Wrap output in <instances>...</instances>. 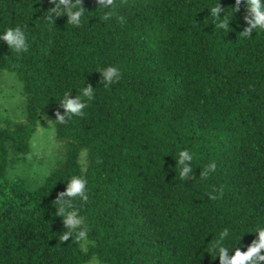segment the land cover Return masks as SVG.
<instances>
[{"label": "trees", "instance_id": "trees-1", "mask_svg": "<svg viewBox=\"0 0 264 264\" xmlns=\"http://www.w3.org/2000/svg\"><path fill=\"white\" fill-rule=\"evenodd\" d=\"M115 2L107 23L97 0H82L81 27L65 15L49 32L50 0H0V29L24 26L31 44L18 57L0 41V68L22 82L28 114L26 124L0 128V264H220L207 251L222 228L235 232L229 247L241 238L246 250L264 225V33L240 34L243 4L228 31L209 23L206 7L231 11L235 0ZM97 64L117 65L122 78L105 89ZM85 83L96 88L85 115L57 124L60 95ZM41 118L53 121L65 160L33 190L7 172L11 153H30ZM184 147L195 153L196 178L186 182L175 169ZM211 161L216 172L201 180ZM81 172L89 200L76 205L94 242L87 254L59 240L65 229L54 213L67 179Z\"/></svg>", "mask_w": 264, "mask_h": 264}, {"label": "clouds", "instance_id": "clouds-1", "mask_svg": "<svg viewBox=\"0 0 264 264\" xmlns=\"http://www.w3.org/2000/svg\"><path fill=\"white\" fill-rule=\"evenodd\" d=\"M53 7H50L43 20L48 23V31H52V25L55 18L67 16V24L72 27L79 28L85 22L86 8L82 4V0H50ZM100 12L99 20L107 23L117 16V8L119 7L115 0H97ZM243 4L245 9L244 21L247 27L240 33L244 38H249L255 31L256 34L264 33V0H235V5L231 11H226L222 8L220 2L215 5L206 7L210 10L209 23L214 24L216 29L228 31L230 22L234 19V15L238 13ZM122 20L123 17H120ZM0 41L6 42L9 50L16 56H22L30 50L29 33L24 26L15 25L0 29ZM101 73V83L105 89H109L113 84L120 81L122 78V71L117 65L113 64H97L95 70ZM77 89L78 94L73 97L72 90ZM96 88L90 83H85L80 88H72L64 91L59 99L60 108L63 109V114L58 109L56 112L55 122L59 125H65L70 120L77 116H84L85 109L88 108L91 101L95 99ZM31 159V155L28 157ZM195 153L184 147L178 151L175 157L176 166L180 180L186 182L187 180H195L193 161ZM217 164L211 161L206 166L201 167L200 179L207 181L211 175L216 172ZM89 181L83 172L81 174L71 175L66 181V188L61 191L54 201L55 216L62 218L64 231L60 233L59 240L75 241L80 244L81 250L85 251L87 244L94 242L88 241V233L90 231L87 217L81 214V210L76 205V201L87 203L89 200ZM223 196V188L216 189L214 192L208 193V198L212 201L217 200ZM253 233L258 234V238L247 246L246 250L234 244L229 247V242L235 236L234 230L225 227L222 228L215 241L211 240L212 248L210 251L212 258L219 257L220 264H264V225H257L253 227ZM215 253V256H213ZM85 254L87 252L85 251Z\"/></svg>", "mask_w": 264, "mask_h": 264}, {"label": "rangeland", "instance_id": "rangeland-1", "mask_svg": "<svg viewBox=\"0 0 264 264\" xmlns=\"http://www.w3.org/2000/svg\"><path fill=\"white\" fill-rule=\"evenodd\" d=\"M27 97L22 82L15 73L0 68V128H15L27 123ZM31 155V159H29ZM65 160L64 145L56 137L53 121L41 118L31 139L28 155L11 153L7 176L12 179L23 178L31 189H37ZM82 164L87 165L86 152ZM88 244L85 247L87 249ZM85 264H104L96 257Z\"/></svg>", "mask_w": 264, "mask_h": 264}]
</instances>
